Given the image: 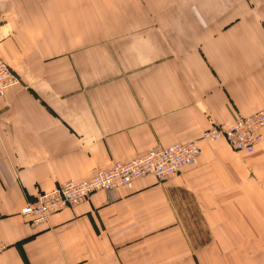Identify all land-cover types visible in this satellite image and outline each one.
Listing matches in <instances>:
<instances>
[{
	"label": "crops",
	"instance_id": "1",
	"mask_svg": "<svg viewBox=\"0 0 264 264\" xmlns=\"http://www.w3.org/2000/svg\"><path fill=\"white\" fill-rule=\"evenodd\" d=\"M0 264H264V128L32 225L43 192L264 109V0H0Z\"/></svg>",
	"mask_w": 264,
	"mask_h": 264
},
{
	"label": "built area",
	"instance_id": "2",
	"mask_svg": "<svg viewBox=\"0 0 264 264\" xmlns=\"http://www.w3.org/2000/svg\"><path fill=\"white\" fill-rule=\"evenodd\" d=\"M22 83L11 66L0 59V98L11 88ZM264 109L255 114L237 119L233 124H216L203 134L204 140L226 139L233 150L253 154L263 142ZM197 141L174 144L165 148H154L128 162H118L109 168H101L94 176L81 180H69L56 188L39 194L35 201L27 204L21 213L33 225L47 222L51 214L75 206L94 193L118 187L130 188L134 182L153 175L159 181L178 175L182 168L195 164L199 157ZM0 244V253L5 250Z\"/></svg>",
	"mask_w": 264,
	"mask_h": 264
},
{
	"label": "rangeland",
	"instance_id": "3",
	"mask_svg": "<svg viewBox=\"0 0 264 264\" xmlns=\"http://www.w3.org/2000/svg\"><path fill=\"white\" fill-rule=\"evenodd\" d=\"M1 60H2V59H1ZM11 68H12V67H11ZM215 125H216V124H215ZM213 126H214V125H213ZM213 126H211L210 128H212ZM210 128H209V129H210ZM209 129H207V130H209ZM207 130H205V131H207ZM205 131H204V132H205ZM204 132L202 133V135H201L199 138H197V139H195V140H192V141H189V142H186V143H175V144H188V143H191V142L197 141L198 144H199V149H200V152H199V157H200V154H201V143H202V142H204V141H208V142H218V141H220V140H223V141L227 142L226 139H220V140H216V141L204 140V139H203V134H204ZM227 143H228V142H227ZM228 144H229V143H228ZM172 145H174V144H172ZM172 145H170V146H172ZM229 146H230V145H229ZM230 147H231V146H230ZM163 148H165V147H163ZM231 148H232V147H231ZM152 149H154V148H152ZM150 150H151V149H150ZM148 151H149V150H148ZM148 151H147V152H148ZM234 151H235V150H234ZM236 152H238V151H236ZM143 154H145V153H143ZM143 154H140V155H138V156H141V155H143ZM248 155H249V154H248ZM138 156H137V157H138ZM137 157H136V158H137ZM199 157H198V159H199ZM134 159H135V158H134ZM132 160H133V159H132ZM130 161H131V160H130ZM127 162H128V161H127ZM197 162H198V160H197ZM197 162H196V163H197ZM116 163H118V162H116ZM116 163H115V164H116ZM196 163H195V164H196ZM192 165H194V164H192ZM187 166H190V165H187ZM99 170H100V169H99ZM179 174H180V173H179ZM151 176H153V175H151ZM176 176H177V175H176ZM154 177H155V176H154ZM155 178H156V177H155ZM156 180H157V179H156ZM167 180H168V179H167ZM157 181H158L159 183H163V182H165L166 180H164V181H159V180H157ZM135 182H136V181H135ZM135 182H134V183H135ZM133 186H134V184H133ZM133 186L130 187V189L133 188ZM120 188H123V187H118V188H114V189H110V190H119ZM21 214H22V213H21ZM22 215H23V214H22ZM23 216H24V215H23ZM26 218H27V217H26ZM30 223H31V222H30ZM31 224H32V223H31ZM32 225H33V224H32Z\"/></svg>",
	"mask_w": 264,
	"mask_h": 264
},
{
	"label": "bare ground",
	"instance_id": "4",
	"mask_svg": "<svg viewBox=\"0 0 264 264\" xmlns=\"http://www.w3.org/2000/svg\"><path fill=\"white\" fill-rule=\"evenodd\" d=\"M255 114V113H254ZM251 116V115H250Z\"/></svg>",
	"mask_w": 264,
	"mask_h": 264
}]
</instances>
